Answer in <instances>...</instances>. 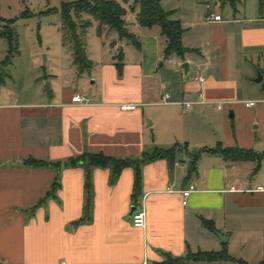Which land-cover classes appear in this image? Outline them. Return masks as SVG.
<instances>
[{"label":"crops","instance_id":"1","mask_svg":"<svg viewBox=\"0 0 264 264\" xmlns=\"http://www.w3.org/2000/svg\"><path fill=\"white\" fill-rule=\"evenodd\" d=\"M201 2L195 14L189 2L168 7L160 0L183 28V47L194 50L182 58L164 57L166 39L158 26L131 23L130 29L127 18L138 48L103 27L107 34L95 32L91 53L86 42L88 73L79 74L72 65L60 27L64 62L56 75L33 78V89L25 90L26 75L18 76L0 60V264H168L224 247L247 264L264 259V196L254 191L264 188V161L253 172L254 161H227L209 151L219 144L264 154V0L251 8L245 0L233 6ZM209 14H219L221 21L208 22ZM11 19L0 15V27ZM71 78L76 85L66 86ZM46 80L47 90L36 88ZM78 94L88 102L72 103ZM250 101L255 105L247 107ZM182 102L194 104L184 109ZM125 105L135 107L125 110ZM172 147V160L156 159L140 168L134 208L144 210V228L132 225V168L122 169L114 182L110 169H94L85 212L82 167L62 168L54 197L38 204L55 172L22 164L63 162L84 152L137 158ZM190 184L194 190L183 205L182 191Z\"/></svg>","mask_w":264,"mask_h":264},{"label":"trees","instance_id":"2","mask_svg":"<svg viewBox=\"0 0 264 264\" xmlns=\"http://www.w3.org/2000/svg\"><path fill=\"white\" fill-rule=\"evenodd\" d=\"M230 3L232 6L236 0H222ZM129 10L136 13L137 24L141 27L158 26L161 35L166 39V47L164 49V57L168 58L172 55L182 58L186 53H192L194 50L183 47L181 43V36L183 28L179 21L170 19V13L165 11L160 0H134L132 7ZM52 10H48L50 12ZM126 10L116 0H74L72 2L62 3L60 6V32L62 43L71 50L72 65L76 68L79 74L88 73L92 67L91 61L86 55V43L84 35L92 21L90 19H83L82 14L89 15L97 24V33L101 34L103 27L115 31L118 39L128 40L134 47L138 48V42L134 35L128 32L126 28ZM14 20L3 21V27H0V39H4L8 45V51L2 65L10 63L11 58L17 53L16 37L12 28ZM117 63L115 64L118 75L121 74V60L122 52L118 51L116 56ZM175 147L169 149L154 148L151 153H143L137 158H114L105 156L101 153L84 152L76 157L69 158L63 162H47L42 160L27 159L22 162L26 167L31 168H47L50 167L55 172L54 180L50 186L49 191L39 201L38 204L43 203L48 198L54 197L55 192L60 187V171L62 168L68 167H82L84 169V192H85V207L87 212L92 200V171L96 168L111 170V182H114L120 171L124 168L130 167L134 171V193H133V207H135V196L138 193L141 183L140 168L144 163L154 161L156 159H170L174 157ZM211 153L219 154L227 161H254L255 168L253 172H257L262 161H264V154H257L252 150H243L237 147L222 148L217 144L214 149L209 150ZM195 161V159H194ZM194 164L190 166L193 169ZM202 224L214 231L211 224L202 220ZM184 261H199V262H222L231 261L237 264H247L242 260H235L225 250L219 252H198L196 254H187L185 258L168 261V264H181ZM264 264V259L259 263Z\"/></svg>","mask_w":264,"mask_h":264},{"label":"rangeland","instance_id":"3","mask_svg":"<svg viewBox=\"0 0 264 264\" xmlns=\"http://www.w3.org/2000/svg\"><path fill=\"white\" fill-rule=\"evenodd\" d=\"M74 0H0V15L5 17H12L14 23L12 28L16 37L17 53L11 58L9 64L10 69H15L18 76L26 75L25 90L33 89V78L51 77L56 75L60 65L64 62V56L59 49V33L58 29L61 24L60 20V6L62 3L72 2ZM126 10L124 19L128 22L131 29L133 23L137 24L136 13L129 10L132 7L134 0H116ZM259 0H245L246 8H251V5L257 4ZM168 7H175L177 0H166ZM189 2V11L198 14L197 10H201V0H184ZM48 10H52L48 12ZM203 11V10H202ZM131 16H130V15ZM83 19H90L91 26L86 29L84 35L85 43L89 45L90 53L92 52V37L97 33V24L87 14H82ZM132 23V24H131ZM5 25H2L3 27ZM107 31V29L105 30ZM102 30L104 34H107ZM110 33V32H109ZM115 33V31H114ZM96 35V34H95ZM102 40L107 41L104 37ZM128 41V40H127ZM118 46H122L120 43ZM55 55V51H58ZM121 50V49H120ZM8 51L7 42L0 41V60H4ZM59 54V55H58ZM61 55V56H60ZM39 78V80H40ZM54 79L53 83L57 82ZM37 84L36 88L48 89L49 80ZM91 79H88L87 86L90 87ZM62 84V80L59 81ZM32 85V86H31ZM66 86L76 85L75 78L67 79ZM64 85V86H65ZM9 89H14V85H9ZM30 89V90H31Z\"/></svg>","mask_w":264,"mask_h":264},{"label":"built area","instance_id":"4","mask_svg":"<svg viewBox=\"0 0 264 264\" xmlns=\"http://www.w3.org/2000/svg\"><path fill=\"white\" fill-rule=\"evenodd\" d=\"M206 8L210 9V5H206ZM206 20L208 22H220L221 16L219 14H209L208 17L206 18ZM195 81H197L199 83H202L204 81V69H201V71L197 74V76L195 77ZM167 99H168V96L165 95L164 100L166 101ZM71 102L84 104V103L88 102V99L86 98V96L78 94V95H74L71 98ZM193 104H194L193 102H182L181 103V105L183 106L184 109L191 108ZM245 105L247 107H252L255 105V102H253V101L246 102ZM134 107H135L134 105H125V106H123V109L132 110V109H134ZM192 190H194V186L190 184L186 189H184L182 191V197H183L182 204L183 205L186 204V198L188 197V195L190 194V192ZM254 191L260 192L264 196V188L257 187ZM132 225L135 228H144L145 227V213H144V210L142 208L139 207V208L135 209L134 212L132 213ZM141 264H149V263L143 262Z\"/></svg>","mask_w":264,"mask_h":264},{"label":"water","instance_id":"5","mask_svg":"<svg viewBox=\"0 0 264 264\" xmlns=\"http://www.w3.org/2000/svg\"><path fill=\"white\" fill-rule=\"evenodd\" d=\"M260 80H261V78L259 77L257 80H256V82H260ZM134 207L133 208H131V211H134Z\"/></svg>","mask_w":264,"mask_h":264}]
</instances>
